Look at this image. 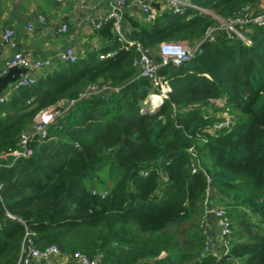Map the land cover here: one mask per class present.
Segmentation results:
<instances>
[{
  "label": "trees",
  "instance_id": "1",
  "mask_svg": "<svg viewBox=\"0 0 264 264\" xmlns=\"http://www.w3.org/2000/svg\"><path fill=\"white\" fill-rule=\"evenodd\" d=\"M259 1L193 0L219 17ZM122 16L126 38L154 54L163 41L194 46L216 21L190 8L159 10L152 20ZM112 27L97 30L107 45L57 62L0 103L6 163L40 110L77 99L89 85L110 87L78 100L46 139L29 142L28 156L0 170V264H16L25 230L40 249L101 254L99 264H264V27H251L249 45L217 34L190 60L162 65L169 90L153 109L143 102L157 89L136 75L137 51ZM224 114L231 125L213 129ZM209 190L210 207L222 205L229 218L226 254L219 247L214 254L195 223Z\"/></svg>",
  "mask_w": 264,
  "mask_h": 264
},
{
  "label": "built area",
  "instance_id": "2",
  "mask_svg": "<svg viewBox=\"0 0 264 264\" xmlns=\"http://www.w3.org/2000/svg\"><path fill=\"white\" fill-rule=\"evenodd\" d=\"M57 3H65L69 0H55ZM157 0H138L139 7L144 14L146 20H152L156 16V10L153 9L152 3ZM127 4V0H114V4L111 10L104 16L96 19L93 22V27L98 30L104 24L112 21V29L115 36L120 40L125 48L134 46L137 51V56L133 60V65L137 68L136 75L146 77L153 88L157 89V93H150L147 97V104L145 109H153L159 106L165 98H167L168 87L164 77L159 73V68L162 65L171 63L173 65H179L182 62L190 60L194 54L199 51V45L203 41H212L217 34H223L229 40H239L243 44L249 45L250 39L248 34L252 26L264 27V8L254 7L249 4L242 6L230 16L219 17L213 15V12H209L206 8H203L193 2V0H158L157 4L162 5L163 10H169L173 14H182L186 9H194L199 12H205L211 14L216 21L209 26L202 37V39L194 46L189 47L185 43L176 41H163L158 46V53L154 54L149 49L143 48L138 42L126 38L120 27V21L124 7ZM162 11V10H161ZM36 24L43 26L46 24V17L39 13L36 16ZM33 22L28 23L27 31L32 32L36 26ZM68 30V25L62 23L59 27V33H64ZM13 36V30L8 28L3 33V40L5 43H9ZM111 52L101 54L100 58H105L111 55ZM154 56L160 58V62L154 59ZM78 58V54L73 47H68L61 51L58 55L59 62H74ZM54 66V62L50 59H37L25 54L21 51L15 52L9 60L6 62L5 67L2 69V74L5 75L10 68L18 67L24 69L25 72L16 81L14 86L5 94H0V103H3L6 97L15 88L20 86H28L32 84L38 75L37 71L41 69H49ZM110 89L109 86L89 85L86 89L79 94L77 99H71L68 102L64 101L63 104H57L39 111L36 121L30 126V128L20 135L17 148L8 149L12 158L3 163L0 161V170L3 167H10L20 157H26L30 154L28 144L31 140H44L47 138V128L53 124L57 119L63 118L66 112L72 107L78 100L83 98L101 94ZM156 96L157 100L152 101V97ZM231 125V119L228 115H223V119L216 122L213 129H219L222 127H229ZM209 131V130H208ZM189 155V164L192 172L199 169V160L196 150L193 146L187 148ZM209 192V191H208ZM102 193V196L105 194ZM0 199H1V184H0ZM207 208L204 212L199 227L203 229V232L208 234V227L206 225L210 215L216 219L217 230L219 235V246L224 254L229 250L230 246V223L229 218L226 215L224 207H210V201L206 200ZM13 217L11 215H8ZM211 217V218H212ZM211 242L207 241V247L212 250ZM213 251V250H212ZM218 255V252L213 251ZM55 245H50L46 248L40 249L33 244L28 230L24 232V238L21 245V253L16 264H32L36 259H45L50 255L63 256ZM101 254H97L93 257L76 251L69 255V261L71 260L75 264H99L101 261ZM236 264H239L238 262Z\"/></svg>",
  "mask_w": 264,
  "mask_h": 264
},
{
  "label": "crops",
  "instance_id": "3",
  "mask_svg": "<svg viewBox=\"0 0 264 264\" xmlns=\"http://www.w3.org/2000/svg\"><path fill=\"white\" fill-rule=\"evenodd\" d=\"M113 4L114 0H69L61 4L55 0H0V77L3 76L2 69L6 62L17 51L37 59H50L55 65L59 62V53L68 47H73L78 56H82L88 50L107 45L109 42L97 33L93 22L107 14ZM257 7L263 9L264 0H260ZM153 9L156 12L163 11L162 5H159L158 9L155 7ZM206 10L212 12L209 8ZM124 12L138 19L144 18L138 0H127ZM39 13L46 17V24L43 26L36 24V16ZM30 22L36 24L32 32L27 31ZM62 23L68 25V30L59 33L58 29ZM120 27L123 33L129 29V23L123 16ZM8 28L13 30V36L9 43H5L3 33ZM45 71L41 69L36 74L39 76ZM16 81L8 83L1 95L10 91ZM63 103L62 100L58 104ZM206 225L208 241L212 244V250L217 252L218 247L221 249L216 219L209 217ZM69 255L68 253H64L63 256L50 255L45 259H36L32 264H75L69 261Z\"/></svg>",
  "mask_w": 264,
  "mask_h": 264
},
{
  "label": "water",
  "instance_id": "4",
  "mask_svg": "<svg viewBox=\"0 0 264 264\" xmlns=\"http://www.w3.org/2000/svg\"><path fill=\"white\" fill-rule=\"evenodd\" d=\"M152 6L155 8H159V5L157 3H152ZM154 59L157 62H160V58L158 56H154ZM25 72L24 69L13 67L8 70V72L0 77V94L1 92L6 88L8 83L15 82L17 78ZM212 193V190H209L208 192V201H210V195ZM212 217V215H210Z\"/></svg>",
  "mask_w": 264,
  "mask_h": 264
},
{
  "label": "rangeland",
  "instance_id": "5",
  "mask_svg": "<svg viewBox=\"0 0 264 264\" xmlns=\"http://www.w3.org/2000/svg\"><path fill=\"white\" fill-rule=\"evenodd\" d=\"M212 14L215 15L214 13H212ZM217 103H220V102L218 101ZM146 104H147V99L143 102V106H146ZM106 182H107V180L104 179L102 183H99L98 187L103 188L105 186ZM219 207H221V206H219ZM195 223L199 224V222H197V221ZM218 254H219V252H218Z\"/></svg>",
  "mask_w": 264,
  "mask_h": 264
},
{
  "label": "bare ground",
  "instance_id": "6",
  "mask_svg": "<svg viewBox=\"0 0 264 264\" xmlns=\"http://www.w3.org/2000/svg\"><path fill=\"white\" fill-rule=\"evenodd\" d=\"M155 100H157V97L156 96H153L152 97V101H155Z\"/></svg>",
  "mask_w": 264,
  "mask_h": 264
}]
</instances>
